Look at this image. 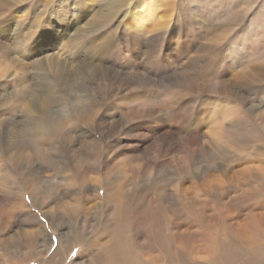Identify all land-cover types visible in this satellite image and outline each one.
I'll return each mask as SVG.
<instances>
[{
  "label": "rangeland",
  "instance_id": "1",
  "mask_svg": "<svg viewBox=\"0 0 264 264\" xmlns=\"http://www.w3.org/2000/svg\"><path fill=\"white\" fill-rule=\"evenodd\" d=\"M107 1L0 0V45L11 46V35L24 37L27 31L33 36L47 34L42 45H51L42 47L39 57L31 53L30 62L22 52L7 57L0 48V196L6 200L17 188L24 193V201L30 203L31 195L35 199L42 190L68 181L72 182L71 188L79 189V199L86 198L83 201L92 204L93 195L84 196V184L97 183L110 189L114 172L125 170L130 175L133 170L135 173L129 176L133 181L129 178V185L124 186L139 183L136 187L140 189V184L149 181L148 200L137 207L136 214L148 209L152 242L161 236L158 226L165 221L167 229L182 232L183 224L195 218L190 210L209 216L208 220L214 222L213 233L219 228L217 222L222 223V216L212 218V208L229 209L236 220L245 217L252 209L250 203H264V29L256 27L257 19H263L260 0H126L128 6L122 7L110 23L85 24L89 13L106 9ZM44 6L45 10L39 12ZM144 8L151 9L152 16L143 25L132 26L130 13ZM70 12H77L78 18L69 16L65 24L62 19ZM49 19L60 20L54 24L58 34L53 36L58 35L57 39L50 36ZM96 43L102 53L99 58H73L85 46L92 48ZM11 55H22L25 70L19 71ZM54 55L55 63L44 62L43 73L33 66L34 60L46 61L47 56ZM62 57L68 63L64 64ZM66 69L73 77L60 75ZM31 90L50 95L45 109L22 104L25 92ZM13 116L16 122L25 121V127L13 123ZM21 131L17 147L5 149L3 139ZM61 157L79 160L76 158L78 161L65 170L51 166ZM48 158L50 164H46ZM87 158H106L108 182L104 174L89 173L87 168L79 178L75 176L79 168L86 166ZM12 163L22 167L16 171ZM39 170L43 171L36 174ZM177 185L191 214L174 208L164 212L157 205V196L160 199L164 191ZM248 191L252 194L249 199L238 200ZM96 192L102 194L103 187ZM258 208L254 212H262L264 204ZM38 219L34 222H43L44 216ZM197 220L202 227L203 219ZM16 221V217L9 219L0 227L3 239L12 234V228L15 230ZM260 225L264 227V219ZM188 231L194 233L192 228ZM57 234H50L51 249L56 246ZM251 236L264 242V235L252 232ZM166 237L179 239L187 248L184 252L171 249V255L166 246L168 264L175 260L189 264L193 254L197 260L191 264H202L200 260L208 264L203 235ZM247 249L255 251L257 247L251 244ZM21 250L15 256L3 257L4 264H41ZM81 251L79 257L85 258L86 252L73 246L64 264ZM236 255L241 260L250 256Z\"/></svg>",
  "mask_w": 264,
  "mask_h": 264
},
{
  "label": "bare ground",
  "instance_id": "2",
  "mask_svg": "<svg viewBox=\"0 0 264 264\" xmlns=\"http://www.w3.org/2000/svg\"><path fill=\"white\" fill-rule=\"evenodd\" d=\"M260 3H261V12L263 14V19L262 20L257 19L256 27L258 29L259 28L264 29V0H260ZM106 5H107L106 9L105 10L103 9L101 12L98 10L93 12L92 14L88 12L89 14L87 15L88 16L87 20L84 23L93 26L96 25L104 26L111 22L112 18L120 12V9L122 7L128 6V3L126 2V0H110L109 2L107 1ZM231 8H233V6H231L230 9ZM44 10H45V6L43 7V10H40L39 12H43ZM234 13H232V16ZM152 14L153 12L149 8H144L143 10H134L133 12L130 13L131 25L132 26L143 25L145 21L152 16ZM69 16L71 18L73 17L78 18V13L70 12L65 19H62L65 20V24ZM49 20L52 31L50 36L52 38L54 37L55 39H57L58 35L53 36L55 35V33L58 34L56 29L54 28V24L55 22H58L60 20H52V19ZM16 21L19 22L20 20L15 19L14 22ZM78 27L80 28L79 25ZM92 29L95 28L93 27ZM11 30L12 33H14L15 29L12 28ZM43 30L45 31L46 28ZM23 34L25 35L24 37L18 35H11L9 37L11 41H13L11 43V46L0 45L2 54L8 57L12 52L15 53L13 54L14 56L17 55V52L20 53L22 52L23 54H25L23 55V57L30 62L32 59L31 53H34L35 56L39 57L41 56L39 51L42 47L44 46L47 48L51 47L50 42L46 43L45 45H42V42L46 39L47 34H44L42 37L41 35L38 34L36 36H33V33L30 34L28 31L26 33L23 32ZM259 34L261 35V33ZM65 38H67V36ZM98 44L99 43H96V45L91 46L92 48H88L85 46L84 51H81L80 54L73 56V58L75 60L82 59L84 57H88L89 55L95 58H99L100 54L102 53L98 47ZM31 48H33V50H31ZM21 57L12 58L11 55V59H12L11 61H14L15 64L19 67V71L25 70L24 68L26 66L25 63L26 61H24ZM54 58L55 55L52 57L47 56L46 61H44L43 59H36L33 61V66L37 68L41 73H43L45 70L44 62L46 65H48L49 61L51 62V64H53L55 63V61L52 60ZM61 59L64 64L68 63L66 57H62ZM97 68L99 69V67ZM89 70H92L91 66H89ZM77 73L78 72H76L75 74ZM60 75L63 78H67V79L73 77V74L68 70L67 72L62 70ZM56 77L60 78L59 76ZM25 94L27 95L23 96L24 99V101L22 100L23 105H26L33 109H45L49 104L50 95L41 93V91L31 90L29 92H25ZM8 99L11 98L8 97ZM11 118H13L12 119L13 123L21 124L20 126L25 127L24 126L25 121L21 120L19 122H16L14 120L16 117L13 116ZM20 134H22V131L19 133L15 132V134H11L12 138L3 139L4 143L7 144L5 149H9L10 151L13 147H15L17 143L21 140L19 138ZM12 139L17 141L15 142ZM76 158L77 157H72V158L61 157L56 161H52L51 166L65 170L67 167H69V165H71L77 159L79 160V158L77 159ZM50 160L48 158L46 160V164H50ZM84 161H85L84 164H86V166L79 168L75 176L78 177L84 174L83 171H85L84 169L87 168L89 169L88 170L89 173L96 172L98 174L99 173L104 174L103 179L107 182L110 180L109 178L110 174H105L104 172V167L106 166V164H108L106 158H87ZM13 163L12 166L16 171H18L22 167L20 166V164L15 165ZM96 163H99L101 166ZM33 166L34 165H27L28 168ZM42 171L43 170H39L38 172H36V174L41 173ZM133 173H135L133 170L131 174L129 173L130 175H128L125 172V170L123 172H121V170L114 172L113 174L114 178L113 179L111 178L110 181V183L113 184V186L110 187V189H108L107 187L105 188V185L102 186L97 183L84 184L83 185L84 189L86 188V190L84 191L86 192L84 193V196L89 197L90 195H93L92 204H90L89 201H83L86 198L79 199L78 198L79 189L71 188L70 184L72 182H68V181L67 183L58 182V186H56L54 189L42 190L41 192L38 193L39 196H36L35 199L33 198V195H31L30 203L24 201L23 198L24 193L22 194L21 191L19 192L17 188L12 194L11 193L8 194L11 196L6 200H4L3 196H0V227L4 225L6 222H8L9 219H13L16 217L17 220L16 224L14 225L15 230L12 231L13 229L12 228L10 231L12 232V234L10 233L9 234L7 233L8 235L5 234L6 236H9L8 238L3 239V235L0 234V264L5 263L6 260L4 258L8 256L7 254H11L15 256V253L18 251V249L19 251L20 249H22L23 252L31 255L41 264H64L65 258L69 255L70 249L75 245H78L79 248H81L86 252L85 258L79 257L82 254L81 251L68 264H168L167 261L168 256L166 251H168V254L171 253V255H173L171 249H173L174 251L179 250L180 252L181 251L184 252L187 249L183 247V242L180 241L179 239L176 240L171 237L168 239V237H166L168 234L177 236L180 239H184L183 235H187V237L195 234L200 236L203 235L205 240V241L203 240L204 246L205 247L208 246L207 247L208 249H206V254H205L206 256L204 257L206 258L208 264H222L221 262L225 264H249V263L264 264V250L258 249L259 247H264V242L260 240L256 241L251 236L252 232H257L261 235H264V227L260 225V222L264 219V210L262 212H254V209H259L258 207L264 204L262 201H260L261 203H257V204L250 203L251 205L250 208L252 209H248L245 217L241 219L239 218L238 220H236L234 217L231 216L230 213H228L229 209L226 211V209H224L223 207L212 208L215 210L214 214H212L213 215L212 218H214L215 216L217 217L222 216V219L218 217L219 220L222 221V223L217 222L218 221L217 218L216 222L219 224V228L218 230L214 231V233L212 230L213 227L212 225H214V222L210 221L211 219L209 216H203L202 214H198L199 212L196 210L195 211L190 210L193 217L195 216V218L190 219V217H188V219L190 220L183 224L184 228L183 229L181 228L182 232H180L179 229L178 230L172 228L167 229L166 221H165L163 225L161 223L158 226V231L161 236L160 237L158 236V239L152 242L150 236V231H151L150 218L147 217L148 209L146 210L142 209L139 211L138 214H136L137 207H139V205L142 202H146L148 200L147 197L149 195V190H148L149 181L147 179H143V181L147 180L148 183H144V185L140 184L139 185L140 189L136 187L138 186L139 183L137 185L134 184L135 186L132 185V187L130 186L125 187L124 184H128L127 181L131 180L132 178V177L130 178L129 176H132ZM256 176L257 175L255 174V177ZM83 177L85 176H82L81 178ZM257 177L258 179L261 178V177L259 178V176ZM60 178L61 177L59 176V179ZM46 180L50 182L51 177H48ZM56 180H58V178ZM131 181H133V179ZM262 182L259 183L260 187L263 186ZM83 186L80 187L81 190ZM101 187H103V192L102 194H99V192H96V189ZM87 193L90 195H88ZM137 193L138 195L136 196ZM251 195L249 191L246 193H242V195L238 197V200L246 201L251 197ZM68 196H73V197L69 199L70 202L64 203V199H66ZM136 197H139L138 200L139 202L136 201ZM157 197H158V199L156 200L158 201L157 205H159L160 209L162 208L164 212H166V208H170V209L174 208L182 212L187 211L186 214L190 213L189 208L186 207V204H184L185 201L183 197L185 198V196H183V194L181 193L178 185L175 186V188L173 189L170 188L164 191L163 194H161L160 199L159 196ZM192 198L190 197V199ZM31 206H34V208L37 207L38 209L36 210L30 209ZM242 208H248V206H244ZM39 215L44 216V221L36 223L37 220L40 221L38 219ZM197 217L198 219H203L201 220L202 223L204 224L202 225V227L198 226ZM205 217L207 218L205 219ZM239 217H241V215ZM35 219H37L36 222H34ZM224 220L226 224L223 223ZM95 227H98L99 229L98 230L96 229L97 231H94ZM176 227H182V226L176 225ZM141 228L142 231L140 232ZM191 228L194 230L195 234L191 232L192 230L188 231V229ZM166 230H167V234H166ZM226 230L228 231L226 232ZM53 231L58 232L57 234L58 239L56 246L53 249H51L50 234H52ZM223 231H225L226 233H224ZM142 232L144 235L141 234ZM140 234L143 237H140ZM206 242H209V245H207ZM251 244L256 245L257 249H255V251L254 249L253 250L247 249V247H249ZM166 246L168 249L165 251ZM9 248H12V251L9 250ZM242 249L244 253L241 252ZM149 251H151L152 254L149 253ZM233 251L234 252L238 251L236 254H249L250 256H248L249 257L248 260L246 259L241 260L236 257L237 256L236 254H235L236 256L229 255ZM196 252L198 253V251ZM192 256H190V258L188 259V261L190 262L189 264H191L192 262H196L197 260L194 259V257ZM11 259H13V257ZM199 262H202L203 264V261L200 260ZM172 263L181 264L178 260H175V262Z\"/></svg>",
  "mask_w": 264,
  "mask_h": 264
}]
</instances>
